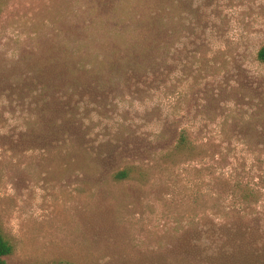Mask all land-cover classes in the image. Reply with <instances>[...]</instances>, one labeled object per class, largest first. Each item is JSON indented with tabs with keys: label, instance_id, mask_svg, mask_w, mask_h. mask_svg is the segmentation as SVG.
<instances>
[{
	"label": "rangeland",
	"instance_id": "1",
	"mask_svg": "<svg viewBox=\"0 0 264 264\" xmlns=\"http://www.w3.org/2000/svg\"><path fill=\"white\" fill-rule=\"evenodd\" d=\"M0 4L6 264H264V0Z\"/></svg>",
	"mask_w": 264,
	"mask_h": 264
},
{
	"label": "trees",
	"instance_id": "2",
	"mask_svg": "<svg viewBox=\"0 0 264 264\" xmlns=\"http://www.w3.org/2000/svg\"><path fill=\"white\" fill-rule=\"evenodd\" d=\"M197 4V3H194ZM121 7L125 6V11L127 9L126 4L125 3H121ZM1 4H0V11H1ZM160 8V10L158 11V9L156 10V14L154 15V19L152 24H155V22L157 23V25L159 26H164L167 23V18L165 17L162 20H160L159 22L156 20L159 15H161L162 13H165L166 15H168V10L169 12L171 9V6L168 8L165 5H161L158 6ZM147 26H150L147 24ZM146 26V27H147ZM134 26L131 27H123L124 29L121 28L122 30V34L118 35V38H120V43H121V49L120 52L121 54H125L127 56V60L124 61V64L130 62L131 60V56H133L135 54V51L138 53L139 50H135L134 51V44H132L133 41H131L129 39L130 35L133 34L134 31ZM136 27V26H135ZM255 59L256 61L261 64L264 65V45L261 46L260 48H258L256 54H255ZM75 70H78V68H74ZM74 73V72H73ZM192 152H194V148L190 143V140L188 139L187 135L185 134V132H181L174 144V147L172 148L171 151L167 152L164 154V158L168 159L171 157L173 158H180L182 155H187V156H191ZM135 173V168L133 166H126L125 168L115 172L112 174V178L114 181L116 182H121V181H125L127 179H129L130 177H132V175ZM139 176L144 175L141 171H139ZM244 192H247L246 190H244ZM248 196L246 195L245 198H247ZM12 246L9 242V240L2 234V232L0 231V264H6L4 258L8 257L12 254ZM65 264H70V263H65Z\"/></svg>",
	"mask_w": 264,
	"mask_h": 264
}]
</instances>
